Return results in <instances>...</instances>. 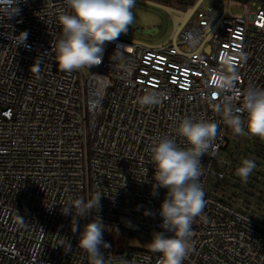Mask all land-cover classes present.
I'll list each match as a JSON object with an SVG mask.
<instances>
[{"label": "built area", "instance_id": "obj_1", "mask_svg": "<svg viewBox=\"0 0 264 264\" xmlns=\"http://www.w3.org/2000/svg\"><path fill=\"white\" fill-rule=\"evenodd\" d=\"M139 1L168 13V40L119 36L101 64L64 72L55 45L60 15L72 14L66 0H0V264H90L78 240L96 216L107 264H159L160 253L128 248L123 234L147 240L163 231L167 189L153 194L150 149L165 136L189 147L176 133L185 117L216 122L218 134L201 158L205 206L183 264H264V217L218 186L206 191L210 176L225 179L229 162L219 153L230 138L264 151V140L235 135L215 111L225 98L238 107L246 88L264 89V0ZM117 45L127 47L114 54ZM220 71L239 76L231 91L216 87ZM146 91L161 102L139 105ZM98 193L99 211L64 213Z\"/></svg>", "mask_w": 264, "mask_h": 264}, {"label": "clouds", "instance_id": "obj_2", "mask_svg": "<svg viewBox=\"0 0 264 264\" xmlns=\"http://www.w3.org/2000/svg\"><path fill=\"white\" fill-rule=\"evenodd\" d=\"M66 3L72 14L60 15L62 36L55 45L56 64L64 72L101 64L106 43L117 41L121 34H126L135 19L132 9L136 0H66ZM27 35V32L19 35L20 43ZM125 47L117 45L114 54ZM238 80L235 71L230 74L220 71L215 75V85L221 91H231ZM137 102L141 106L158 105L161 95L146 91ZM215 111L235 135L264 140V89L246 88L238 107L231 98H225L215 105ZM176 133L189 147L181 148L174 139L165 136L154 142L150 149L155 165L153 194L156 189H167L159 211L163 231L154 232L149 242L150 249L160 253L159 264H183L192 251L193 222L205 206L200 183L204 173L201 158L212 148L218 125L214 121L185 117L179 122ZM256 168L254 160L245 158L237 167L236 175L247 183ZM100 198L99 193L88 201L76 198L64 213H73L77 219L87 217L93 209L99 211ZM104 229L102 219L96 216L80 231L78 246L87 254L90 264H107L101 251L110 247L103 240ZM78 230L76 224L75 231Z\"/></svg>", "mask_w": 264, "mask_h": 264}, {"label": "rangeland", "instance_id": "obj_3", "mask_svg": "<svg viewBox=\"0 0 264 264\" xmlns=\"http://www.w3.org/2000/svg\"><path fill=\"white\" fill-rule=\"evenodd\" d=\"M207 3H211L210 1ZM203 6L204 8L209 5ZM241 10L237 7L232 8V12L239 13ZM134 22L126 34L121 37L139 41L149 45H157L165 42L171 36L173 25L168 13L159 6L136 0L135 7L132 9ZM158 29L153 34H147L150 30ZM229 162L226 169V176L222 183L209 177L206 191L209 192L215 186L223 191L228 192L237 200L244 210L264 217V151L258 146H252L247 141L240 139H229L225 143L222 151L219 153V159ZM245 158L252 159L256 162L257 168L250 175L247 183L241 181L236 175V169L241 165ZM120 233H116L119 237ZM126 238L124 244L128 248L152 251L149 242L152 239L139 240L133 238L128 233L123 234ZM116 247V239H115ZM153 252V251H152Z\"/></svg>", "mask_w": 264, "mask_h": 264}, {"label": "water", "instance_id": "obj_4", "mask_svg": "<svg viewBox=\"0 0 264 264\" xmlns=\"http://www.w3.org/2000/svg\"><path fill=\"white\" fill-rule=\"evenodd\" d=\"M157 30L156 29H154V30H150V31H148V32H146L147 34H153V33H155Z\"/></svg>", "mask_w": 264, "mask_h": 264}, {"label": "trees", "instance_id": "obj_5", "mask_svg": "<svg viewBox=\"0 0 264 264\" xmlns=\"http://www.w3.org/2000/svg\"><path fill=\"white\" fill-rule=\"evenodd\" d=\"M151 1H153V2H156V3H158V2H159V0H151Z\"/></svg>", "mask_w": 264, "mask_h": 264}]
</instances>
